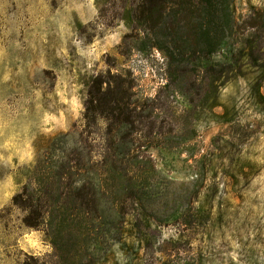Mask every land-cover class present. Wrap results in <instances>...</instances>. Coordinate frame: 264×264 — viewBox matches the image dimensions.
Returning a JSON list of instances; mask_svg holds the SVG:
<instances>
[{"label":"rangeland","instance_id":"obj_1","mask_svg":"<svg viewBox=\"0 0 264 264\" xmlns=\"http://www.w3.org/2000/svg\"><path fill=\"white\" fill-rule=\"evenodd\" d=\"M91 88L141 118L86 207L51 146H110ZM0 264H264V0H0Z\"/></svg>","mask_w":264,"mask_h":264},{"label":"trees","instance_id":"obj_2","mask_svg":"<svg viewBox=\"0 0 264 264\" xmlns=\"http://www.w3.org/2000/svg\"><path fill=\"white\" fill-rule=\"evenodd\" d=\"M98 83L96 80L95 83ZM86 112L84 115V122L87 128H93L100 118L107 115L111 119L112 127L109 136L111 138L110 146L105 148L104 154L97 153L98 150L95 148L96 140L93 138L96 133H87L86 128L82 132L69 133L61 137L59 140H55L51 146V149L59 151L61 153L60 164L58 171L52 174L61 185L64 178L67 177L76 187L72 188V183L69 188H72V193L75 196L76 201L84 200L83 206L90 207L95 206V197L98 194V187L95 185L96 178L106 176L109 179L117 178L119 180L127 179L129 170H132L134 166L130 165V161H126L129 157H134L135 150L132 149L129 144H118L116 139L121 136V140H125L129 137L128 128L133 127L135 120L141 118V114H137L138 107L128 102V98L125 94H120L116 89L109 91H102L99 89L97 94H94L92 88L89 92V101L86 103ZM127 130V132L123 133ZM85 134L87 135L85 137ZM125 137V138H124ZM114 139V141H113ZM63 141L69 145V141H73L75 144L73 148L69 149H57L55 147L58 142ZM76 141V143H75ZM78 143H80L78 145ZM77 145V146H76ZM97 154L103 159L96 161ZM57 164V165H58ZM40 162L37 163V167H40ZM141 165V164H139ZM138 167L140 168V166ZM42 166V165H41ZM53 167L49 164L47 171ZM50 171L48 175H50ZM49 187V186H48ZM25 194L28 189H25ZM48 194V193H47ZM61 200V196L59 197ZM32 196H29L26 201V206L30 208L32 203Z\"/></svg>","mask_w":264,"mask_h":264}]
</instances>
